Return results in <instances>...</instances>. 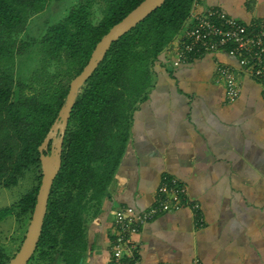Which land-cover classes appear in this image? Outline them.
Masks as SVG:
<instances>
[{
    "label": "crops",
    "instance_id": "crops-1",
    "mask_svg": "<svg viewBox=\"0 0 264 264\" xmlns=\"http://www.w3.org/2000/svg\"><path fill=\"white\" fill-rule=\"evenodd\" d=\"M208 7L247 25L264 22V0H196L194 11ZM183 31L154 63V85L133 112L117 170L86 218L83 264H110L114 212L147 209L165 177L179 179L199 206L159 213L133 232L139 264H264V80L224 50L173 67ZM218 64L235 71L233 101Z\"/></svg>",
    "mask_w": 264,
    "mask_h": 264
},
{
    "label": "trees",
    "instance_id": "trees-1",
    "mask_svg": "<svg viewBox=\"0 0 264 264\" xmlns=\"http://www.w3.org/2000/svg\"><path fill=\"white\" fill-rule=\"evenodd\" d=\"M48 0H0V185L11 188L26 173L31 186L17 202L0 208V222L15 214L31 216L41 180L38 146L64 104L69 81L87 63L109 28L142 0H104L92 21V0L72 7L40 38L43 62L62 63L60 74H42L37 91L14 97L11 67L28 43L18 42L29 17ZM194 0H164L133 28L113 41L76 96L65 129L61 166L53 180L36 249L27 264H83L86 218L97 212L130 135L133 112L154 85L153 65L176 37ZM39 79V80H40ZM24 237V236H23ZM9 256L0 246V264Z\"/></svg>",
    "mask_w": 264,
    "mask_h": 264
},
{
    "label": "built area",
    "instance_id": "built-area-1",
    "mask_svg": "<svg viewBox=\"0 0 264 264\" xmlns=\"http://www.w3.org/2000/svg\"><path fill=\"white\" fill-rule=\"evenodd\" d=\"M195 5L196 0L188 16L191 24L183 25V36L174 51L171 65L177 67L205 53L224 50L229 56L235 57L249 75L264 80V22L247 25L220 7L194 11ZM217 73L223 81L226 99L233 101L240 92L234 69L218 64ZM154 195L155 200L147 209L137 210L127 206L114 212L110 264H139L137 245L130 241V236L159 213L175 212L184 206L196 211L199 206L187 198L185 185L175 177L163 178ZM197 224L202 225V219L198 218Z\"/></svg>",
    "mask_w": 264,
    "mask_h": 264
},
{
    "label": "water",
    "instance_id": "water-1",
    "mask_svg": "<svg viewBox=\"0 0 264 264\" xmlns=\"http://www.w3.org/2000/svg\"><path fill=\"white\" fill-rule=\"evenodd\" d=\"M163 2L164 0H142L120 21L112 25L96 43L82 70L69 82L64 104L59 109L57 117L38 146L41 180L36 194V201L21 244L14 255L9 258L7 264H27L36 249L47 210L50 189L61 166L65 129L80 88L103 59L111 43L133 28Z\"/></svg>",
    "mask_w": 264,
    "mask_h": 264
},
{
    "label": "rangeland",
    "instance_id": "rangeland-1",
    "mask_svg": "<svg viewBox=\"0 0 264 264\" xmlns=\"http://www.w3.org/2000/svg\"><path fill=\"white\" fill-rule=\"evenodd\" d=\"M85 0H48L45 8L37 13L32 14L26 24L25 29L16 35L18 42L28 43L26 52L16 56L14 64L10 68L16 81L14 97L18 95L19 90L23 93L37 91L41 85L42 74H57L56 81L66 84L67 78L60 74V63L43 62V54L40 49V38L46 28L64 18L70 9ZM92 21L95 23L101 17V8L104 0H92ZM40 79V80H39ZM70 82V81H69ZM33 173H26L25 177L20 180L18 185L11 188H4L0 185V208L9 206L20 198V196L31 186ZM89 219L94 216L88 215ZM97 216V215H96ZM29 216L18 218L12 214L0 222V246L6 251L9 257H12L18 250L23 236L26 232ZM35 260L31 264H35Z\"/></svg>",
    "mask_w": 264,
    "mask_h": 264
}]
</instances>
